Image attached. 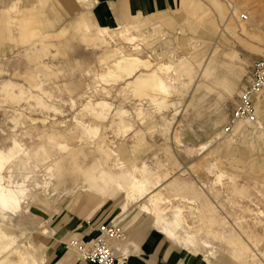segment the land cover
<instances>
[{
  "label": "rangeland",
  "instance_id": "obj_1",
  "mask_svg": "<svg viewBox=\"0 0 264 264\" xmlns=\"http://www.w3.org/2000/svg\"><path fill=\"white\" fill-rule=\"evenodd\" d=\"M200 1L207 5L209 25L214 29L208 37L200 28L197 31L199 38L206 39L201 42V62H207L214 52L225 53L230 49H234L240 58L247 61L233 100L209 93L204 108L208 114L213 116L217 108L222 109L220 123L216 128L209 126L208 121L201 118L199 110L189 104V98L195 92L194 85L202 77L199 69L185 91L182 90L185 76L173 84V92L167 97L168 105L165 107L153 105L148 97L136 96L128 85L133 77L123 75L120 80L104 77L109 69H113L120 53L136 45L141 48L139 55L142 58L151 57L154 68L164 61L169 60L175 64L191 56V51H183L181 47H177L176 51L163 50L164 46L159 41H153L161 37L151 34V24L142 30L136 21L114 22L119 23L121 28L113 29L116 27L113 23L109 35L104 33L103 37L98 35L96 39L95 28L90 26L86 29L84 17L79 18L83 12L91 10L83 4L72 5V13L68 14L56 3L55 8L62 14V21L58 23L47 18V0H42L41 4L33 0L21 1V6L28 8L32 21L47 33H43L42 39H31L17 47L5 40L3 43L8 50L0 55V149L11 148L14 139L22 146L19 147L22 150L19 158L11 165V171L6 169L2 174L5 184L20 183L28 176L29 212H25L24 207L15 214L7 212L21 247H27L29 242L37 243L34 234L30 232L33 227L42 223L58 226L62 220L67 219L68 214L71 215L69 218L82 215L77 206L85 202V186L97 184L104 187L107 183L112 186L108 172L116 176L112 169L116 162L111 161L113 155L104 162L105 157L99 150L102 147L121 154L119 156L124 162H128L131 157L140 160L148 156L153 164L160 166L163 182L167 186L164 191L166 196L184 189V179L174 176L180 174L177 171L179 169H176L178 166L185 168L184 176L192 177L188 179V190L206 195H193L191 198L184 196L182 200L187 203L173 201L176 203L173 204L167 199L169 205L160 209L163 210V217L170 218L174 208L178 207L183 230L199 237L209 236L217 248H226L218 257L219 263L264 264V168H246L239 177L234 176L236 179L233 181L225 178L221 184L216 183L215 168L210 173L208 171L207 177H200L199 173L191 174V166L199 159L196 154L197 145L211 137L213 131H221V134L228 136L233 134V144L236 146H241L244 137H252L249 130L245 136L237 134L238 130L234 129L236 124L230 132L224 130V125L248 78L250 64L255 58L264 56V0ZM178 5L151 14L156 17L159 12H174ZM156 19L154 21L158 22ZM125 28L138 38L134 44L127 43V38L132 35H127ZM178 34L183 40V35ZM166 76L173 77L171 73ZM8 79L22 90H13L8 82H3ZM101 101L111 105L104 116L95 113V110H100L96 104ZM119 108L127 111L124 120L129 128L125 132L118 130L116 111ZM83 126L97 127V136L80 137ZM133 133L136 138L145 137L144 141L131 153L123 154L122 145L128 148L133 145ZM56 142H65L68 149L61 151ZM256 149L253 159L263 161L264 152ZM23 152L28 153V158L22 155ZM208 156L210 167L214 160ZM56 161L61 162L65 185H57L59 188L55 193H48L45 191L48 188L45 186L50 185L48 167ZM219 162L222 170H230L226 163ZM232 167L237 170L235 165ZM200 183H204V187L200 188ZM74 194L80 199L72 201ZM189 199L195 202L190 203ZM100 200L105 202L99 208H106L116 217L118 207L114 199L108 196ZM53 239L51 237L47 240L48 246L54 243ZM173 241L177 245L183 244ZM191 247L192 255L201 258L205 254V259L213 260L208 254L209 249L201 245ZM19 262L24 264L18 257H13L7 264ZM210 264L216 263L213 260Z\"/></svg>",
  "mask_w": 264,
  "mask_h": 264
},
{
  "label": "crops",
  "instance_id": "obj_2",
  "mask_svg": "<svg viewBox=\"0 0 264 264\" xmlns=\"http://www.w3.org/2000/svg\"><path fill=\"white\" fill-rule=\"evenodd\" d=\"M21 1L22 0H0V55H4L8 50V47L3 43L5 40L12 42V46L17 47L21 44L28 43L31 39H42L44 34H47L45 31L41 30L38 24L32 21L31 16H29L27 12L28 8L22 7ZM47 1V18L53 19L58 23L62 21V14L55 8L56 3L68 14L72 13L71 6L75 4H83L85 7L90 8L91 10H86L79 18L84 17V26L86 29L90 26L95 28L97 31V37L95 36L96 39L98 35L103 37L104 33L109 35L110 29L114 26V22L131 23L136 21L137 25L142 27V30L144 26L148 24L152 25L151 34L157 35V38L161 37L160 40L155 39L153 41H159L164 46L163 50L176 51L177 47H181L183 51H191V56L185 61L174 64L168 60L159 64V66L167 64L171 67L168 72L158 73L164 83H167L169 88L168 93L149 89L148 83H150L149 81L153 78L152 71L159 66L156 68L153 67L150 56H148V58H142L139 55V50L141 49L139 45L131 47L129 51L120 53V56L115 60L114 64L118 61H122L123 63L127 58H138L141 61H149L151 63V68L145 69L140 67L137 63L134 69L135 71H133L130 76L123 72H120L119 77L113 73L114 76H112L111 74L109 75L108 70L104 77L106 78L109 76L108 78H113L112 80H120L123 75L126 77H133L129 82L137 81L139 85L138 89L134 90L130 85L129 87L134 91L136 96L138 95L140 98L150 96V98L148 97L149 100H164L168 105L167 97L173 92V84H176L185 76L186 80H184L185 83L182 89L185 91L187 84L192 81L194 73L199 69L202 73V77L194 85L195 92L192 93L189 98V104L199 110L201 118L208 121L209 126L216 128L219 125L222 109L217 108L213 116L208 114V110H205L209 93L213 92L223 99L228 98L233 100L234 93L238 92V83L241 75L245 72L244 66L247 61L246 59L240 58L234 49H230L225 53L214 52L207 62H201V58H203L201 42L206 39L199 38L197 31L200 28L203 33H206L207 37L214 31L213 27L210 28L209 14L207 13L208 8L204 2L200 0ZM33 2L41 4L42 0H33ZM177 4H179L178 8L174 12H159L156 17H153V14H151L161 10L173 9ZM234 8L237 9V6ZM155 18L158 19V22L154 21ZM114 24H116V27H113V29L121 28L119 23ZM125 31L127 35H132L128 28H125ZM178 33L183 35V40ZM127 43L134 44L135 42L130 43L127 41ZM154 52L155 51H153V53ZM170 73L173 77H164V75H169ZM145 80L147 84L144 83ZM3 82H8L9 87L13 88V90H22L10 79L4 80ZM101 102H106L109 105L104 106ZM101 102L96 104L99 105L100 110H95V113L99 116H104L105 111L110 108L111 105L107 101ZM150 102L155 105L151 100ZM87 106L89 107V104H87ZM201 108L203 109L201 110ZM126 112L127 111L123 108H119L116 111L119 132H125L129 128L128 123L124 120ZM99 113H101V115ZM254 117L255 119L253 121L240 120L236 122V127H234V129L238 130L237 134L239 133L245 136L247 130L252 133L251 138L247 139L244 137L241 146L233 144V134L231 136L223 135L221 131L218 132L216 130L213 131V135L207 138L206 141L199 143L196 148V154L199 156V159L191 166V174L195 175L194 173H199L200 177L201 175H204V177L208 176L210 168L208 167V154L219 164V161H222L230 166L229 171L238 175V177L243 171H246V168L248 170L263 169L264 160L259 162L253 159V152L256 149L255 146H257L256 150L261 153L264 152V93L255 97ZM247 125L250 126V128H246ZM91 127L83 126V132L80 134V137L97 136L98 128L95 129L96 127ZM144 136L145 135H143V137ZM133 138L134 142L130 148L122 145L124 148L123 154H129L138 148L145 137L139 139L138 137L136 138L135 135ZM56 145L59 148L65 145L68 149L65 142H57ZM99 150L105 157L104 162H106L111 155H113L111 161L116 162L114 164L115 166L112 167V169L115 170L116 176L108 172L110 179L109 183H111L112 186H109L108 183L104 184V187L97 184H88L83 188L85 190V202L77 206L78 212L82 215L69 218L71 215L68 214L67 219L62 220L58 226L42 223V225L30 229V232L34 234V241H37L34 245L37 249L38 261L41 262V264H94L93 262L84 261L80 258L79 252L73 244V241L85 242L91 240L98 234L100 223L111 221L116 222L123 228L124 232H126L124 238L112 239V241H110L116 256H125L123 264H210L206 261L205 254H202L201 258H198L192 255L191 251L193 248L191 246L183 244L177 245L166 235L164 229L160 228L161 224L159 220L162 219V216L160 217L158 215L149 201V196L161 195L164 200L158 205V209H161L169 205L166 201L167 199L172 201L173 204H176L174 202L187 203L182 200L184 196L191 198L193 195L200 197L206 195L205 193L201 194L194 190H188V186L190 187V181L188 179L192 177L184 176L186 169L182 168V170L180 166H178L176 169H179L177 171L180 174L174 176L175 178L184 179V189L171 196H166L164 191L167 186L163 182L162 173L159 170L160 166L158 164H153L148 156L140 160L131 157L128 162H124L119 156L121 154H118L112 149L106 150L100 147ZM171 161L174 160L172 159ZM50 164L54 167V174L51 177L49 187L45 191L48 193H50L49 191L55 193L59 188L57 185H65V175L61 162L56 161ZM219 164L218 168H220ZM233 165L237 167V170L233 169ZM220 170L222 169L220 168ZM105 172L107 171H103V173ZM182 172L184 173L182 174ZM196 175L198 176V174ZM130 183H133V185L131 186ZM200 184V188L204 187V183ZM140 192L143 195L141 194L140 197L137 196L136 199L130 196L131 193L138 195ZM73 196L72 201L74 199H80L77 194ZM108 196L114 199L118 207V214L116 217H113L112 213L106 211V208L103 210L100 209V206L105 202L100 199ZM143 199H145V202H142ZM94 203L95 205H92ZM178 205L181 206L180 204ZM144 206H146L148 210L144 209ZM27 212H29V209ZM83 215L90 216L86 217ZM114 218L117 219L115 220ZM51 237L54 238V243L48 246L47 240ZM199 251L203 252V250Z\"/></svg>",
  "mask_w": 264,
  "mask_h": 264
},
{
  "label": "bare ground",
  "instance_id": "obj_3",
  "mask_svg": "<svg viewBox=\"0 0 264 264\" xmlns=\"http://www.w3.org/2000/svg\"><path fill=\"white\" fill-rule=\"evenodd\" d=\"M127 40H128V42L133 43L136 40V38L132 35L129 38H127ZM138 60H139L138 58L137 59L127 58V60H124V62H123L124 64L122 63V61L116 62L114 64L113 70L109 69V71H108L109 75L110 74L112 76L117 75V77H118V75H120V72H123L124 74H127L130 76L132 74V72L135 71L134 69L136 68L137 63L140 67H143L145 69L151 68V63L149 61H141V60L138 61ZM170 68L171 67L169 65L165 64V65H161L158 68H156L157 69V70L155 69L156 71L155 70L152 71L153 78H151V80L149 81L150 83H148V87L150 90H156V91H161L163 93H168V89H169L168 85H167V83H164V81L159 77L158 73L168 72L170 70ZM146 80L144 83H146ZM128 85H130L134 90H137L138 86H139L137 81L129 82ZM138 92H139V90H138ZM144 96H146V95H144ZM141 97H142V95H141ZM148 97L150 98V96H148ZM150 100L155 105H157L159 107H165L167 105L166 101H164V100L163 101H158L157 99H150ZM102 105L107 106L109 104H107L105 102V103H102ZM99 114L101 115V113H99ZM242 119H245L247 121H253L255 119L254 112H253V115L251 117H246V118H242ZM242 119H239L237 121H240ZM236 122L234 124H236ZM84 128H86V127H84ZM95 129H97V127ZM20 146L21 145L14 139L12 141L11 148H9L8 150L0 149V215H1L0 217L2 218L0 220V264L9 263L13 257H18L24 264H41V262H39L37 259V249L33 243L29 242L27 247H25V246L21 247L19 245V241H18L19 239L17 238L16 235H14V230L12 228L11 216L7 214V212L10 214H15L17 211H19L23 207L25 209V212L28 211L27 204H28L29 189L27 188V184H26L28 176H25L24 179L20 183L17 181L14 183L9 182V183L5 184V182H4L5 177L2 174L3 171L6 169L11 171V165L15 162L16 159L19 158L20 152L22 151L20 149V148H22V146L21 147ZM60 149L64 151L67 148L65 145H63L60 147ZM22 155L27 156V158H28L27 152H23ZM218 164H219L218 162L214 161L213 164H211L210 168H209V173H210V171H212L211 169L215 168L214 172L216 175L215 178L217 179L216 183L221 184L225 178H227L228 181L229 180L233 181L234 179H236L235 177H238V175H233V173L230 171H226V170L223 171V170L218 169ZM137 169H139V168H137ZM48 173L50 174L49 179L51 180V177L54 174V167L52 165H50L48 167ZM45 184H49V182L48 183L45 182ZM130 185L132 186L133 183H130ZM45 187H49V186H45ZM141 194H142L141 192L138 193V195H135V193H131L130 196L132 198L136 199L137 196L140 197ZM130 196H129V199H130ZM149 201H150V204L154 207V209L158 213V215L160 217L162 216V219L159 220V222L161 224L160 228L164 229V231H165L166 235H168V237H170L173 240H176L177 242L183 243L184 245H189V246L201 245L202 247L210 250L208 252V254L211 257V259L214 260V263L223 264V263H219L218 257L223 253L222 251H224V249L226 250V248H223V249L217 248L216 244L209 239L210 238L209 236L199 237V236H196L194 233L187 232V231L183 230V228H182V215H181V211L178 207L174 208L173 213H172L170 218H164L163 217V210L158 209L159 203L163 202V198L161 197V195H159V194L154 195V196L151 195V196H149ZM194 202H195L194 200H192V199L190 200V203H194ZM144 209L148 210V208L146 206H144ZM180 231L183 233L179 234ZM211 234H213V233H211ZM216 249H219V250H216ZM206 261L208 263L212 262L211 260H208V259H206Z\"/></svg>",
  "mask_w": 264,
  "mask_h": 264
},
{
  "label": "built area",
  "instance_id": "obj_4",
  "mask_svg": "<svg viewBox=\"0 0 264 264\" xmlns=\"http://www.w3.org/2000/svg\"><path fill=\"white\" fill-rule=\"evenodd\" d=\"M264 93V56L255 58L250 64L249 75L242 86L238 101L236 102L231 116L224 130L230 132L234 123L242 118L251 117L254 112V100L256 96ZM123 228L116 222H103L99 225V232L91 240L81 242L73 241L79 256L84 261L94 264H123L124 255L116 256L112 247V239L124 238Z\"/></svg>",
  "mask_w": 264,
  "mask_h": 264
}]
</instances>
